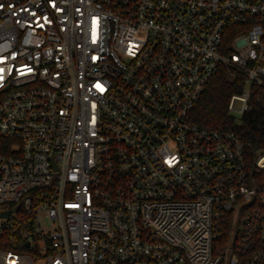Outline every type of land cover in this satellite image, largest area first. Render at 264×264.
<instances>
[{
  "label": "built area",
  "instance_id": "1",
  "mask_svg": "<svg viewBox=\"0 0 264 264\" xmlns=\"http://www.w3.org/2000/svg\"><path fill=\"white\" fill-rule=\"evenodd\" d=\"M220 65L241 115L264 0H0V264H264V150L191 119Z\"/></svg>",
  "mask_w": 264,
  "mask_h": 264
},
{
  "label": "trees",
  "instance_id": "2",
  "mask_svg": "<svg viewBox=\"0 0 264 264\" xmlns=\"http://www.w3.org/2000/svg\"><path fill=\"white\" fill-rule=\"evenodd\" d=\"M246 85L243 72L233 66L220 65L191 111V119L204 129L235 131L252 158L264 150V84L249 85L248 109L238 119L228 110L230 97L240 94Z\"/></svg>",
  "mask_w": 264,
  "mask_h": 264
},
{
  "label": "rangeland",
  "instance_id": "3",
  "mask_svg": "<svg viewBox=\"0 0 264 264\" xmlns=\"http://www.w3.org/2000/svg\"><path fill=\"white\" fill-rule=\"evenodd\" d=\"M233 115L235 116V118L239 117V113H233Z\"/></svg>",
  "mask_w": 264,
  "mask_h": 264
},
{
  "label": "water",
  "instance_id": "4",
  "mask_svg": "<svg viewBox=\"0 0 264 264\" xmlns=\"http://www.w3.org/2000/svg\"><path fill=\"white\" fill-rule=\"evenodd\" d=\"M0 215H1V216L8 215V212L1 213Z\"/></svg>",
  "mask_w": 264,
  "mask_h": 264
}]
</instances>
